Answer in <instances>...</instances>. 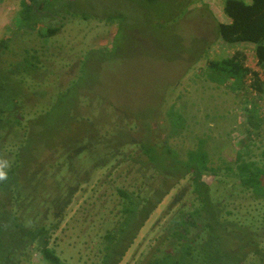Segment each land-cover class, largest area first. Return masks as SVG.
<instances>
[{"label":"rangeland","instance_id":"374dc122","mask_svg":"<svg viewBox=\"0 0 264 264\" xmlns=\"http://www.w3.org/2000/svg\"><path fill=\"white\" fill-rule=\"evenodd\" d=\"M21 1L0 0V43L8 45L0 53V70L22 62L26 51L29 62L24 61L22 69L35 65L24 75V97L21 112L16 115L32 118L31 113L45 108L54 93L62 91L59 97L57 94L51 98L55 123L50 122V128L40 133L43 146L26 137L23 152L37 145L31 152L37 158L36 165L54 161L58 155L46 149L48 142L72 141L73 124L87 117L102 126V133L105 129L112 132L110 137L122 132L135 141L145 135L150 136L146 137L149 140L162 139L170 134L166 112L171 107L183 117L176 136L169 141L178 154L200 146L209 153L210 165L223 167L224 161L234 159L236 151L249 149L258 154L264 150V96L254 95L248 87L236 88L207 68L208 60L238 51L246 55L245 65L258 71L264 80V68L253 55L256 46L264 45V38L257 44H226L219 37L217 23L228 22L223 13L224 0H142L153 15L150 10L136 7L135 0H40L43 6L38 7L34 27L18 18ZM47 27L60 30L43 38L41 34ZM68 85L72 86L66 90ZM78 92L82 93L81 99L91 102V107L93 104L94 111H88L84 104L80 112L74 110L73 97ZM99 102L103 103L100 107ZM117 122L120 124L113 127ZM13 132L0 133V159L8 161L10 155L11 142L6 143V139L21 134ZM16 136L13 144L20 141ZM90 169L82 167L79 184L73 181L66 195L63 191L54 193L61 185L53 180L43 183L47 188L37 184L41 179L31 187L34 197L43 204L49 195L63 200L57 210L53 211L55 205L49 207L50 219L57 217L55 221L43 217L46 223L58 224L51 245L63 264H98L102 236L115 227L116 216L120 215L118 199L109 188L111 182L102 183L108 169ZM48 170L43 168L40 177ZM25 172L23 168L19 175ZM86 173L88 179H84ZM203 180L215 186L217 179L205 175ZM189 184L187 177L175 185L144 222L119 264H138L156 245L157 235L163 233L170 218L193 199ZM227 186L218 190L229 200L232 218H264V200H254L238 189H232L229 197L232 186ZM256 232L264 245V229ZM26 264L45 262L34 253Z\"/></svg>","mask_w":264,"mask_h":264},{"label":"trees","instance_id":"16d2710c","mask_svg":"<svg viewBox=\"0 0 264 264\" xmlns=\"http://www.w3.org/2000/svg\"><path fill=\"white\" fill-rule=\"evenodd\" d=\"M40 6H43L40 0H22L18 18L34 27ZM135 6L141 10H150V6L144 5L142 0H135ZM223 13L228 22H218L216 31L226 44H257L264 38V0H224ZM151 14L154 12L151 11ZM122 19L124 23L125 19ZM59 30L60 27H47L41 35L48 38ZM7 47V42L2 41L0 53ZM25 54L27 57L22 62L18 61L0 70L6 72L0 74V133L21 132L15 135L20 140L15 144V136L6 139V143L11 142L8 145L11 150L9 157L7 155L9 168L6 171L9 178L0 182V264H26L34 253L45 264H63L51 245L58 224L45 222L57 219H50L52 214L49 207L55 205V211L63 200L49 195L43 204L34 197L31 187L37 179H41V182L37 181L40 186L53 180L61 185L54 193L63 191L66 195L72 190L73 181L79 184L82 167H91L93 171L108 169L102 183L111 182L109 188L112 195L117 197L120 207L115 227L108 229L100 241L98 264H119L144 222L175 185L187 177L193 199L170 218L163 233L157 235L156 245L147 251L138 264H264V245L256 232L257 229H264V218L244 217L243 220H235L232 218L234 213L229 207V200L218 190L220 186L231 185L229 197L232 196V189H238L248 193L254 200H264V150L258 154L249 149L245 152L236 151L234 159L224 161L223 167L210 165L209 153L200 146L187 150L183 155L178 154L169 141L176 136L183 117L176 108L171 107L166 112L170 134L162 139L151 137V140L146 139L149 135H145L137 142L131 135L122 132L114 137L112 134L111 138L112 132L105 129V134L102 133V126L94 124L86 116V119L73 124L72 141L62 143L52 139L48 142L46 149L55 151L58 156L54 161L38 166L35 162L37 158H33L31 152L35 151L37 145L43 146L40 133L50 128V122L55 123L56 112L51 98L57 94L59 97L62 91H56L50 103L39 109V118H34L39 112L31 113L33 117L27 119L24 115H16L21 112L24 75L35 68L32 65L22 69V63L28 61V51ZM253 55L264 68V45L256 46ZM245 61L246 55L237 51L228 57L208 60L207 68L220 74L224 82L229 81L236 88L248 87L254 95L264 96V80L258 71L253 72L248 68ZM8 76L14 78L9 79ZM71 86L65 89L69 90ZM81 96L82 93L78 92L73 97L74 110L79 111L80 105L84 104L88 111H94L93 104L91 107V102L81 99ZM101 105L103 103L99 102L98 106ZM68 111L66 114H69ZM119 124L114 123L113 127ZM26 137L29 140L33 138V143L37 145L24 153ZM122 165L124 169H120ZM45 167L49 168L47 175L40 177ZM23 168L26 172L20 176L19 171ZM49 172H52L51 176ZM88 175L86 173L84 179H88ZM205 175L217 179L216 185L207 184L203 180ZM120 178L121 181L117 182ZM42 207L47 210H42ZM39 217L42 221L38 220Z\"/></svg>","mask_w":264,"mask_h":264},{"label":"clouds","instance_id":"9594fccd","mask_svg":"<svg viewBox=\"0 0 264 264\" xmlns=\"http://www.w3.org/2000/svg\"><path fill=\"white\" fill-rule=\"evenodd\" d=\"M9 168V163L7 160L0 159V182L8 180V172L6 169Z\"/></svg>","mask_w":264,"mask_h":264}]
</instances>
